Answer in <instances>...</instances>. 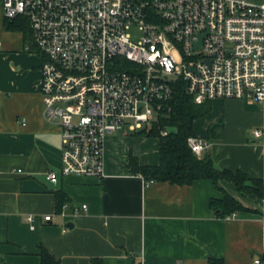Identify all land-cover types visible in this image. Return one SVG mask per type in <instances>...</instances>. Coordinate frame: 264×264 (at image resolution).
<instances>
[{
    "label": "crops",
    "instance_id": "obj_1",
    "mask_svg": "<svg viewBox=\"0 0 264 264\" xmlns=\"http://www.w3.org/2000/svg\"><path fill=\"white\" fill-rule=\"evenodd\" d=\"M5 21L0 11V264H42V248L60 264H264V196H241L221 181L258 210L221 218L211 200L224 193L212 180L179 186L133 175L130 152L142 166L160 164L158 138L124 129L106 140L102 180L63 176L61 127L45 119L43 60L25 52L24 33ZM210 105L194 123L195 137L211 144L204 155L220 170L264 179V139L254 136L264 129V104L245 98ZM59 192L67 196L61 211Z\"/></svg>",
    "mask_w": 264,
    "mask_h": 264
},
{
    "label": "built area",
    "instance_id": "obj_2",
    "mask_svg": "<svg viewBox=\"0 0 264 264\" xmlns=\"http://www.w3.org/2000/svg\"><path fill=\"white\" fill-rule=\"evenodd\" d=\"M0 11L30 22L24 49L43 60L45 119L61 127L63 176L102 180L107 138L150 128L170 111L178 80L197 104H264V0H0ZM122 60L135 66L123 70ZM254 136L264 139V129ZM188 145L199 157L211 147L195 136Z\"/></svg>",
    "mask_w": 264,
    "mask_h": 264
},
{
    "label": "trees",
    "instance_id": "obj_3",
    "mask_svg": "<svg viewBox=\"0 0 264 264\" xmlns=\"http://www.w3.org/2000/svg\"><path fill=\"white\" fill-rule=\"evenodd\" d=\"M8 30H20L24 33L25 41L32 42V30L26 17L5 21ZM122 69L131 70L135 65L122 60ZM174 94L169 103L170 111H165L152 126L140 130L135 135L159 139L160 164L158 166H142L138 158L129 153L128 168L133 175L142 176L146 182H168L173 185H192L197 181L212 180L224 193L222 199L211 200V207L221 218H233L242 212H258L237 200L220 187L221 181H228L235 185L241 196H264V179H253L242 171L232 172L218 169L211 156L206 154L197 156L188 145V139L195 136L194 123L204 117L211 110L210 101L197 104L187 91L184 80L173 84ZM174 128L176 132L162 135V131ZM205 154V153H204ZM57 207L61 211L67 202L65 193L56 195ZM42 264H60L45 248L40 253ZM208 264H224L222 259L211 258Z\"/></svg>",
    "mask_w": 264,
    "mask_h": 264
},
{
    "label": "rangeland",
    "instance_id": "obj_4",
    "mask_svg": "<svg viewBox=\"0 0 264 264\" xmlns=\"http://www.w3.org/2000/svg\"><path fill=\"white\" fill-rule=\"evenodd\" d=\"M134 30H135V28H134ZM134 30H131L130 32H131L132 34H134V36H133L134 39H133V40L138 41V40H139V37H138L137 34H135ZM124 131H125V132H128L129 130H128V129H125ZM124 131H123V132H124ZM119 132H120V131H119ZM119 132H117V133H115V134H117V135H118V134H121V133H119Z\"/></svg>",
    "mask_w": 264,
    "mask_h": 264
},
{
    "label": "water",
    "instance_id": "obj_5",
    "mask_svg": "<svg viewBox=\"0 0 264 264\" xmlns=\"http://www.w3.org/2000/svg\"><path fill=\"white\" fill-rule=\"evenodd\" d=\"M200 46H201V43L198 44L197 49H199ZM168 130H169V133L176 132V129H174V128H170V129H168Z\"/></svg>",
    "mask_w": 264,
    "mask_h": 264
}]
</instances>
